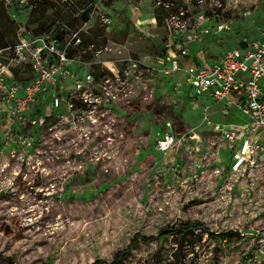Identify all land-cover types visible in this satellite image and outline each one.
I'll use <instances>...</instances> for the list:
<instances>
[{"label":"rangeland","instance_id":"rangeland-1","mask_svg":"<svg viewBox=\"0 0 264 264\" xmlns=\"http://www.w3.org/2000/svg\"><path fill=\"white\" fill-rule=\"evenodd\" d=\"M0 8L14 32L72 25V53L118 77L110 115L76 129L53 116L27 163L13 160L0 128V264H111L117 254L124 264H264V157L232 171L228 144L202 116H244L234 107L222 116L221 103L203 98L193 107L184 94L189 69L259 35L264 0H0ZM166 56L176 72L158 63ZM167 120L185 137L160 152Z\"/></svg>","mask_w":264,"mask_h":264},{"label":"built area","instance_id":"built-area-1","mask_svg":"<svg viewBox=\"0 0 264 264\" xmlns=\"http://www.w3.org/2000/svg\"><path fill=\"white\" fill-rule=\"evenodd\" d=\"M64 27L68 26L58 25L34 33L24 25L19 26L14 43L0 49V128L13 141L11 154L17 162L27 163L36 156L34 146L40 140L39 131L54 127L53 116L73 129L86 121L93 125L110 115V106L117 96L114 78L118 77L114 68L108 67L112 74L109 71L101 74L103 69L98 74L92 65L88 68L89 63L72 53L77 40L75 33L65 34L62 39L57 36ZM226 29H229L226 24L217 26L219 32ZM157 61L166 63L167 74L179 68L170 56ZM189 70L184 94L189 96L193 107L199 105L198 98H205L222 104V116L228 114L230 107L244 116L241 122L212 121L207 113L202 116L207 130L228 144L230 169L240 172L247 165L256 164L264 157V28L257 37L240 38L218 59L204 60ZM53 136L60 138L56 132ZM184 137L167 120L155 147L160 152L169 151Z\"/></svg>","mask_w":264,"mask_h":264},{"label":"trees","instance_id":"trees-1","mask_svg":"<svg viewBox=\"0 0 264 264\" xmlns=\"http://www.w3.org/2000/svg\"><path fill=\"white\" fill-rule=\"evenodd\" d=\"M2 9V8H0ZM87 12V14L90 13L91 8H87L85 10ZM159 11H160V7H157L155 10V19L157 20V22H161V17L159 15ZM30 21H32V19H30ZM14 27V26H13ZM70 28H72V25L69 26ZM47 30L46 28H44V24H42L38 29H34L32 32L34 33H40ZM16 39V32L13 31V29H11V21L9 20V18L7 17V15H3V13H0V49H4L10 45H12L14 43ZM103 73L101 72V74H104L105 72L108 73V71L106 69H103ZM96 73H100V69L99 67H97ZM158 110H160L161 112L164 111L163 108H158ZM160 111H158L159 113H161ZM176 122L180 125H182V117L179 115L177 116V120ZM184 228H188V225L183 226ZM141 239L147 241L150 240L149 237H141ZM123 259H124V255L119 256V254H117L114 257V260L111 262V264H124L123 263ZM9 264H13L12 262H10ZM90 264H101L100 261H94Z\"/></svg>","mask_w":264,"mask_h":264},{"label":"water","instance_id":"water-1","mask_svg":"<svg viewBox=\"0 0 264 264\" xmlns=\"http://www.w3.org/2000/svg\"><path fill=\"white\" fill-rule=\"evenodd\" d=\"M80 18H81L83 21H88V19H89V15L87 14L86 11H84V12H82V14L80 15ZM72 32H73V31H72L70 28H68V27H64V28H62V29L60 30V32L57 34V36H58L60 39H62V38L64 37L65 34H67V35H71ZM164 50H165V49H164ZM175 54H176V55H182V56H184V57H189V54L186 53V52L184 51L183 48H178V49L175 51Z\"/></svg>","mask_w":264,"mask_h":264},{"label":"crops","instance_id":"crops-1","mask_svg":"<svg viewBox=\"0 0 264 264\" xmlns=\"http://www.w3.org/2000/svg\"><path fill=\"white\" fill-rule=\"evenodd\" d=\"M152 20H155L154 18L152 19ZM238 42V41H237ZM236 42V43H237ZM235 43V44H236ZM214 51H216V49L214 50ZM214 51H212V52H214ZM216 53H217V51H216ZM222 55V52H221V54H219V55H217V56H215V54H212L210 57H208L207 59H205V60H216V59H218L220 56ZM204 100H206L205 98H203ZM208 101V100H207Z\"/></svg>","mask_w":264,"mask_h":264},{"label":"bare ground","instance_id":"bare-ground-1","mask_svg":"<svg viewBox=\"0 0 264 264\" xmlns=\"http://www.w3.org/2000/svg\"><path fill=\"white\" fill-rule=\"evenodd\" d=\"M170 56L174 57V53L172 51H169Z\"/></svg>","mask_w":264,"mask_h":264}]
</instances>
